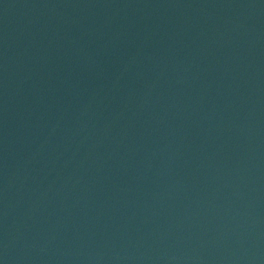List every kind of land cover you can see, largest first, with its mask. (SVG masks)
I'll return each instance as SVG.
<instances>
[{"label": "water", "instance_id": "1", "mask_svg": "<svg viewBox=\"0 0 264 264\" xmlns=\"http://www.w3.org/2000/svg\"><path fill=\"white\" fill-rule=\"evenodd\" d=\"M0 264H264V0H0Z\"/></svg>", "mask_w": 264, "mask_h": 264}]
</instances>
